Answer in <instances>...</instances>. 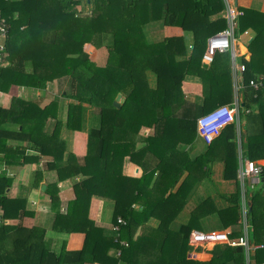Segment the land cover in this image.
<instances>
[{"label": "trees", "instance_id": "1", "mask_svg": "<svg viewBox=\"0 0 264 264\" xmlns=\"http://www.w3.org/2000/svg\"><path fill=\"white\" fill-rule=\"evenodd\" d=\"M82 3L90 4L91 9L82 12ZM225 10L224 0H0V16L7 21L4 52L8 54L4 58L8 64L0 67V91H8L11 84L43 89L48 82L62 78L66 87L61 96L69 99L64 126L73 132L83 131L80 123L83 104L94 110L86 153L76 156L70 151L65 153L66 143L60 136L63 120L59 118V98L55 97L44 107L23 102L14 120L20 126L17 129L4 127L12 111L0 108V153L4 158L0 159L6 163H24L46 156L50 159L44 165L55 171L56 181L75 179V196L68 200L64 211L57 196V183L46 185L45 192L50 196L54 214L51 229L55 233L85 234L82 248L69 251L64 245L52 247L47 229L41 224L29 228L20 222L5 224L6 220L18 219L29 212L23 197L7 196L12 178L1 171L0 264H46L49 252L56 255L58 264L92 261L102 264H247L243 246L216 244L207 250L189 244L192 229L201 228V215L207 214L206 207L214 206L210 197L195 202L187 221L181 222L177 229L171 228L192 196L196 183L210 178L209 163L219 159L224 163V179L234 181L235 189L219 194L226 206L217 208V217L222 227L231 226L230 238L243 235L237 158L239 138L245 157L264 159V125L257 133L248 130L243 135L240 123V127L231 123L223 128L188 167L175 166L171 158L168 159L170 155L165 156L168 148H183L179 145L192 143L198 136L199 113L193 114L191 109L184 111L187 102L181 85L189 74L197 72L195 69L203 72L207 68L210 72L220 58H229L226 51L215 54L208 67L201 63L207 38L227 27ZM256 14L264 17L248 9L236 18L241 31L251 28L255 32L249 46L263 41L259 50L252 52L243 64V81L250 96L244 100L242 109L239 106V120L254 101L263 105L264 112V77L258 89L249 85L251 79L258 78L254 73L264 74V70L255 67L264 59V19L256 25L260 20ZM248 20L251 22L247 23ZM152 23L160 27L178 26L192 34V41L188 44L183 36L150 40L145 27ZM85 43L100 51L108 46V50L92 61L83 49ZM27 66H31V70ZM118 92L122 93L123 101L115 107L112 102ZM48 117L54 122L49 137L43 138L39 132ZM170 121L174 124L173 131L171 126L168 128ZM142 127L153 128L154 132L138 147L134 138ZM7 140L29 144L13 146L8 145ZM218 148L224 149L221 158L216 155ZM28 149L34 154H27ZM140 152L154 159L155 165L148 170L143 168L139 178L124 176L121 172L124 157L135 161V155ZM39 178L33 187L40 186ZM243 185L248 244L252 247L257 242L262 244L249 250V262L261 263L264 262V166L257 184L251 189L246 182ZM92 196L114 201L113 224L118 217L125 221L119 224V230L115 231L112 225L110 229L96 226L89 219ZM141 227L143 231L139 230ZM144 236L151 237L156 246L151 248L140 243ZM202 250L210 258L199 260L188 256Z\"/></svg>", "mask_w": 264, "mask_h": 264}, {"label": "crops", "instance_id": "2", "mask_svg": "<svg viewBox=\"0 0 264 264\" xmlns=\"http://www.w3.org/2000/svg\"><path fill=\"white\" fill-rule=\"evenodd\" d=\"M235 3L236 9L241 12V14L245 13L248 9H252L254 11L260 12L264 14V0H232ZM259 22L256 25H260L262 19L264 17L258 16ZM227 20V19H226ZM236 21V20H235ZM251 22V21H247ZM246 24V23H245ZM237 26V24H236ZM241 25L237 26V30L240 33L245 35V43L238 42V46L235 47V39L233 44V53L234 58L232 56L231 51H229V58H220L216 65L212 68L210 72H208L204 68L201 72L199 69H195L197 72L189 74L186 79L182 82L181 89L184 94L186 104V109L184 110L187 112L188 110H192V113H199L197 118L203 114H206L213 109L217 108L220 105H234L238 104L241 109L244 106V100L248 99L250 96V91L244 84L243 81V73L234 74L233 68L234 63L236 65H245L244 61L249 60L251 57L252 52H257L260 46L263 45V41H257L252 46H249L251 40H253L255 36V32L253 29L248 28L244 31H241ZM262 26V25H261ZM163 37H172V36H183L185 41L189 44L192 41V34L188 31H183L182 28L178 26H169L166 25L164 27H160ZM90 44V43H89ZM89 46L88 44H84ZM91 45V44H90ZM92 46V45H91ZM94 47V46H92ZM83 48V49H84ZM251 48V50H250ZM96 50V48L94 47ZM86 52L87 50L84 49ZM88 53V52H87ZM8 54L6 53V56ZM239 59V61H237ZM5 65L8 64V60H5ZM93 61V60H92ZM228 61V64H227ZM202 64H204L201 61ZM205 67H208V64H205ZM259 65V66H258ZM255 67L264 70V59L261 60L260 64ZM29 70H31V66H27ZM255 77L257 76L259 79L260 77L263 78L264 74L262 73H254ZM153 82V76H150ZM254 79V78H253ZM55 81V80H54ZM50 83V82H49ZM46 84L45 88H35V87H27L23 85H14L11 84L8 91L3 92L0 91V108L9 109L12 112L9 113L7 116V121L4 124V127H8L11 129L20 128L17 123H15L16 113L18 108L21 106L23 102H31L33 104H37L39 107H44L46 104L50 102V100L54 99L55 97L59 98V118L63 120V127L60 130V135H64V140L67 141V133H70L66 126H64L65 121V111H66V104L69 100L68 98L57 95L50 96L48 91L46 92V88L49 85ZM121 93V92H120ZM117 95V94H116ZM116 97V96H115ZM66 99V101H63ZM123 101L122 93L120 104ZM263 106V105H262ZM260 106L259 103L252 102V105L247 112H243L242 119L239 120L238 117V125L242 126V134H247L249 130L250 133L254 132L257 133L261 127L264 125V112L263 108ZM14 110V111H13ZM181 109L180 112H182ZM178 112H176L177 114ZM179 114V113H178ZM91 118H93V110L91 112ZM177 116V115H176ZM197 121V120H196ZM54 119L48 117L47 120L44 121L43 128L39 132L42 133L43 138H48L49 134L51 133L52 123ZM262 122V123H261ZM240 123V125H239ZM171 126V131H173V121H170L168 128ZM197 130V129H196ZM154 132L153 128L142 127L139 133L135 134V142H137L138 147H142L144 138L147 135L152 134ZM143 133H146L145 135ZM239 133V132H238ZM238 148H237V158L239 163L240 155L242 158L245 157L242 151V144L241 139L239 138ZM8 145H23L27 146L29 143L27 142H18L16 140H7ZM179 145V143H178ZM177 145V146H178ZM179 146L183 148H168L165 152V156L167 154L170 155L168 159L171 158L172 164L175 166H184L187 165L189 162L197 155H200L205 152L207 144L199 137L196 136L192 143L187 144H180ZM68 149L66 148V152L68 153ZM77 149V148H76ZM85 150L79 154L78 149L76 150V156H83L86 153ZM80 151V150H79ZM224 149L218 148L216 155L218 158H221L223 155ZM145 153V152H144ZM144 153H138L135 155V161L131 160L128 156H125L123 159V163L121 166V172L124 176L131 177V178H139L143 173V168L147 170L152 168L155 165L154 159H149L148 156ZM27 154H34L31 149L27 150ZM3 155L0 153V157ZM2 159H4L2 157ZM38 159V158H37ZM50 158L46 156L39 157L38 160H29L24 163H6L4 160L0 159V172L6 171L7 175L12 178V185L7 193L9 198H16L21 196L25 199V206L26 211L29 213L23 215L18 219H8L5 221L7 225H14L17 223H21L24 227H31L36 224H41L45 226L47 229V237L51 238L52 240V247H62L65 246L66 250H79L82 248L85 240V234L82 232H70V233H55L51 229L52 219H53V211L50 208V196L45 192L46 185L53 183L55 179V171L49 170L45 167L44 163L47 162ZM147 159V162L145 161ZM262 166H264V159L256 160ZM191 167V166H189ZM210 167V178H202L200 182L196 183L195 187L193 188V194L189 198V201L184 206V208L179 213V217L172 223L171 228L177 229L180 226L181 222H186L189 213L195 206V202L205 199L206 197H210L213 203V207H206L207 214L201 215L203 219L200 222L201 228L203 227H216L213 230H206V231H215V230H224L226 228L231 229L230 225L222 227L221 220L218 219L216 210L217 208H222L226 206V201L219 196V194H226L234 191L235 183L231 180L224 179V163L217 159L212 163H209ZM116 168V166H115ZM41 171V175H38V172ZM159 170L154 173V177L158 175ZM186 173V171H185ZM40 176V186L33 187V183L35 180L38 179ZM73 182V183H72ZM55 183H59V181H55ZM71 183L72 185V192L68 191L66 187ZM60 189L58 188V194L60 196H64L63 199H59L61 210H66L68 200L74 198V190L73 178L63 179L60 183ZM247 188L251 189V183L249 180H246ZM42 185H45L44 189H41ZM61 187H63L61 189ZM196 187H199L198 189ZM202 189V190H199ZM250 202V201H249ZM208 206V205H207ZM137 208V205L134 206ZM113 209H114V201L111 198H107L104 196H92L90 205H89V219L94 221L96 226L103 227L110 229L111 225L113 224ZM206 210V209H205ZM0 214H2V210L0 209ZM258 223V222H256ZM201 228L192 229L191 232L194 231H203ZM141 227L139 230H142ZM143 231V230H142ZM205 231V232H206ZM190 232V233H191ZM140 232L137 233V235ZM142 244L148 245L151 248L156 246V243L152 240L149 236H144L140 238ZM189 239V238H188ZM262 244H257L255 247H259ZM113 250L111 251V254ZM191 254V255H190ZM198 255H205L209 256L204 250L199 252L197 255L189 253V257H197ZM199 259V258H198ZM208 259V258H206ZM254 262L252 261V264ZM84 264H102L97 261L92 262H85Z\"/></svg>", "mask_w": 264, "mask_h": 264}, {"label": "built area", "instance_id": "3", "mask_svg": "<svg viewBox=\"0 0 264 264\" xmlns=\"http://www.w3.org/2000/svg\"><path fill=\"white\" fill-rule=\"evenodd\" d=\"M226 7L225 17L227 19V27L222 29L215 34L207 38L206 47L202 54L201 61L204 64L212 63L215 54L223 53L226 51H231L233 53V44H234V24L237 16L241 14L236 9L235 3L232 0H224ZM7 38V21L4 17L0 16V67L4 66L6 61L5 58V40ZM234 74L238 72L241 73L244 71V65H236L234 63L233 68ZM249 85L253 89H258L262 85V78L251 79ZM239 105L236 103L234 105H220L212 111L201 115L197 118L196 129L198 136L206 143L210 144L214 138H216L223 128L228 124L236 123L238 125V116H239ZM247 112V110H245ZM262 173V165L256 160H251L248 158H242L240 155L238 163V178L243 188V184L246 180H249L251 187L257 184L260 181V175ZM245 204L246 200L244 198V188L242 189V210H243V235L235 238H230L229 233L230 229L226 228L224 230H215L208 232L194 231L189 235V244L192 246L199 245H208L212 246L216 244H227L230 246H243L246 251L247 264L249 262V250L254 249L248 244L247 240V224L245 219ZM119 224H125V221L121 218H117V223L112 224V228L117 231L119 230ZM125 242V241H124ZM127 243L125 242V245ZM262 246V245H261ZM260 246V247H261ZM254 264H264L254 263Z\"/></svg>", "mask_w": 264, "mask_h": 264}, {"label": "rangeland", "instance_id": "4", "mask_svg": "<svg viewBox=\"0 0 264 264\" xmlns=\"http://www.w3.org/2000/svg\"><path fill=\"white\" fill-rule=\"evenodd\" d=\"M80 7L82 9V12H84V13L88 12V10L91 9V5L90 4L89 5H85L84 3H82V4H80ZM236 24H237V22L235 21V24H234L235 47L238 46V42L239 41L242 42V43H245V37H246L245 35H243V33H240L239 30H237L238 24H237V26H236ZM149 27H150V29L148 30ZM149 27H145V29L148 31L147 37L150 40L158 41V40L162 39V32H161V29H160V26H159L158 23H152V24L149 25ZM85 44H88L91 47V49H92V50H89L87 45H85V48L83 47L84 49L87 50L91 60H95L96 56L98 54H101V52H105L106 53V51L108 50V46H107V48H104V49H102L100 51V49L95 50L94 47H92L89 43H85ZM237 61H239V59ZM47 87L48 88H46V92L48 91L50 96H53V95L59 96L64 91V89L66 87V84L64 83L63 79L60 78V79H57L55 81L50 82ZM67 100H69V99H67ZM63 101H66V99H63ZM83 106H84V112H83L82 119H81V122H80L81 123V129L83 131H75V132L69 131L70 133L66 132V134H67L66 137H68V138H67V141L64 140L65 143H66V148H70L68 150L70 152H72L74 155H77V153H76L77 149H78V153L79 152L82 153L85 150L84 148H86L87 134L90 131V128L92 126V119H91V115L90 114H91L93 109L91 107H88L86 103H84ZM93 112H94V110H93ZM62 120H64V119H62ZM52 126H53V123H52ZM143 134L145 135L146 133H143ZM64 135H62V136L60 135L62 139L65 138ZM81 153H79V154H81ZM54 178L55 179L53 180V183H55V181L57 180L56 174H55ZM78 179H80V178H78ZM73 180L75 181V179H73ZM61 181H63V180H59V183ZM53 183H50V184H53ZM59 183L57 184V196H58L59 199H60V197H61V199H63L64 196H61V194L59 196V194H58V188L60 187ZM62 188L63 187H61V189ZM196 188L198 189L199 187H196ZM243 188H244V186H243ZM243 188L241 186V194H242V189ZM41 189H42V187H41ZM66 189H68V191L72 192L71 183L66 187ZM199 190H202V189H199ZM215 228H217V226L216 227H210V228L203 227V228H201V230L206 231V230H213ZM188 242H189V240H188ZM194 247H201V248L207 249V250H210V249L213 248L212 244H208L207 246L206 245L202 246V245L198 244L197 246H194ZM194 258H197V259L199 258V260H206V258H210V255L208 257L205 256V255H198L197 257H194Z\"/></svg>", "mask_w": 264, "mask_h": 264}, {"label": "water", "instance_id": "5", "mask_svg": "<svg viewBox=\"0 0 264 264\" xmlns=\"http://www.w3.org/2000/svg\"><path fill=\"white\" fill-rule=\"evenodd\" d=\"M120 99H121V93L118 92L116 97L114 98L112 104L115 107H119L120 105ZM45 188V185H42V189ZM247 204L249 205L250 202L248 201ZM46 264H58L56 255L53 252H49L46 257Z\"/></svg>", "mask_w": 264, "mask_h": 264}]
</instances>
